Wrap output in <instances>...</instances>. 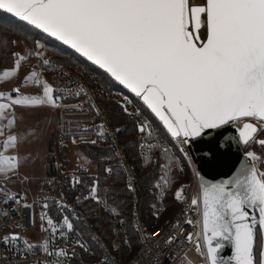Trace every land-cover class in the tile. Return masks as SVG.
<instances>
[{
    "label": "snow or ice",
    "instance_id": "obj_1",
    "mask_svg": "<svg viewBox=\"0 0 264 264\" xmlns=\"http://www.w3.org/2000/svg\"><path fill=\"white\" fill-rule=\"evenodd\" d=\"M0 11L14 18L17 27L22 22L61 42L143 102L160 126L158 135L154 136L150 120L141 119L139 109L130 110V102L122 105V111L131 118L139 134L138 147L150 150L147 155L143 152L137 155L143 163L154 164L163 173L153 184L160 195L175 183L174 172L180 169L179 158L170 153L165 139L175 142L189 164L192 158L185 146L203 137L206 130L225 125L242 123L239 143L256 142L264 146V139L257 140V135L264 132V0H0ZM12 36L11 27L0 23V59L7 57L13 61L0 71V86L18 79L23 63L32 55L42 67L30 69L22 83L11 91H0V181H12L22 166L19 154H6L18 151L22 140L13 131L18 123L17 107L66 109L70 106L63 101L87 95L80 85L75 90L71 83L60 89L55 87L47 72L57 69L39 50L43 45L35 41L29 52L12 51L18 44ZM24 87L38 91L25 92ZM71 107L81 108L79 104ZM91 110L101 115L95 103ZM95 128L99 131L97 139L90 141L92 145L109 143L115 134L126 130L116 127L110 132L105 123ZM144 137L154 142L146 143ZM72 139L75 143L76 138ZM111 150L110 145L108 151ZM153 153L157 154L156 160L152 159ZM246 156L253 163L245 164L235 179L204 183L201 195L191 199L192 207L203 206L202 233L207 245L205 253L197 239L195 250L201 256L206 255L210 264H264V171H259L254 163L260 159L255 152ZM105 172L112 174L114 169L108 167ZM82 183L78 177L71 178L73 188ZM186 187H176V201L185 199ZM128 189L134 191L131 184ZM88 190L85 202L107 204L99 193L96 178ZM41 199L40 228L49 235L41 242H32L21 232H11L0 237V244L13 251L19 249L21 255L42 253L49 257L37 264H73L77 249L92 264H119L112 253H119L121 248L115 243L101 244L96 237L85 239V219L80 214L72 218L75 208L69 211L70 206L63 198ZM80 199L74 197V201ZM36 203V200L28 203L26 196L12 192L0 182V215L6 219H11L9 210L19 214L18 209H10V204H14L27 209L34 224ZM77 206L83 211L81 205ZM108 210L119 214L115 209ZM120 224L123 226L124 221ZM19 226L17 223L16 227ZM173 227H179V220ZM136 233L137 239L142 240L161 236L159 229L145 234L136 228ZM57 238L68 243L53 246ZM186 239L192 242L193 234L189 233ZM178 240V234H171L165 243L170 245ZM225 242L233 249L227 261L220 255ZM122 243L132 245L126 237ZM75 264L80 262L77 260Z\"/></svg>",
    "mask_w": 264,
    "mask_h": 264
},
{
    "label": "built area",
    "instance_id": "obj_2",
    "mask_svg": "<svg viewBox=\"0 0 264 264\" xmlns=\"http://www.w3.org/2000/svg\"><path fill=\"white\" fill-rule=\"evenodd\" d=\"M36 61L40 65L37 57ZM46 58V57H44ZM42 67V65H40ZM53 68L57 70L55 72H47L52 77V83L58 89L62 88L65 84L71 83L73 90L76 85L82 86L87 90L86 96L78 98H72L63 101L70 107L66 109H52L54 113V127L50 132L49 141L46 148V155L44 157L45 173L42 178L38 181V202H43L42 197H47L49 201L59 200L63 198L65 202L70 206L69 211L72 208L76 209L73 214L75 219L76 214H80L85 219L83 227L89 236L99 238L101 244L111 245L115 243L121 248V238L127 236L128 225L126 220L117 215L110 214V207L108 204L97 205L95 210H83L77 205H81L83 202V196L77 194L81 199L80 201H74V197L68 194L69 191V178L73 173H84L86 169L73 170L71 167H65L63 165V158L60 154V148L63 145H68L75 137L78 142L91 141L97 139L96 132L98 128L94 129V126L101 123H105V126L110 132L116 127L123 128L121 125L114 124L111 120L110 115L106 107L104 106V98H110L119 104L123 105L125 102H130V110L135 111L139 109L141 111V119H148L151 121L153 127L154 123L151 117L146 113V109L143 106V102L135 97L130 90L123 89H109L105 84H102L98 79V73L92 69L83 66H69L63 63H56ZM38 68L37 70H40ZM74 81V83H72ZM95 103V107L100 109L101 115L97 116L94 111L91 110L92 104ZM79 104L82 108L71 107L72 105ZM236 125L239 128L242 127L240 124ZM93 129L91 131H84V129ZM121 134H115V138L110 140L108 146L111 145L112 152L114 155V165H116L122 171L126 184H131L134 188L132 199V220L134 227L141 229L145 234L153 233L158 229L161 230V236L158 239H140V246L137 252L129 259L124 260L121 257V252H113L112 255L115 257L119 264H153V261H158V264H210L207 256H201L195 250V242L199 239L201 244V251L206 253L205 241L202 233V204L199 209L192 207L190 202L193 197H199L201 195V185L199 176L196 174L198 169L195 165L192 154L185 146V151L191 156V163L189 164L182 154L178 151V163L180 164V170L184 171L188 180L179 182V185H186L185 188V199L183 201H176L177 210L168 219H161L162 212L164 211V205L159 203L154 206L151 214L143 216L138 205L136 197L137 188V174L133 167L126 150V146L121 139ZM144 142L149 143L151 138L144 137ZM251 144V143H250ZM250 144L246 145L249 146ZM166 145V144H165ZM167 146V145H166ZM145 149H140L139 152H144ZM247 151L253 152L250 147ZM111 167L107 164L105 169ZM194 169V170H193ZM199 173V172H198ZM174 188V192L175 189ZM27 192H20V195L26 196L27 202L32 203L33 200L27 197ZM159 195V193H158ZM104 198L103 196H101ZM35 207V206H34ZM10 209H18L16 211L9 210L11 219H6L3 215H0V237L4 234L11 232H21L23 235L26 234L25 230L28 229L30 224L29 211L23 207L10 204ZM42 209H40V212ZM39 212V214H40ZM51 215V213H49ZM98 220H105L109 226V230L103 228V224L98 225ZM123 220L124 224L121 226L120 221ZM179 220V227H173L176 221ZM193 221L192 224H188L187 221ZM35 223L33 225L40 227L42 221L37 220L35 216ZM19 223V227H16ZM32 225V223H31ZM32 225V226H33ZM189 233L193 234V241L189 242L186 237ZM178 234L179 240L172 244H166L165 240L168 235ZM49 233H45L40 236L39 239L34 238V242H41L43 238L47 237ZM33 237V235L31 234ZM74 239V238H73ZM68 241L57 238L53 242V246H64ZM144 249L141 251V249ZM49 257L46 254H29L21 255L20 250L13 249L4 244H0V264H37V261L48 260ZM55 258H53L54 260Z\"/></svg>",
    "mask_w": 264,
    "mask_h": 264
},
{
    "label": "trees",
    "instance_id": "obj_3",
    "mask_svg": "<svg viewBox=\"0 0 264 264\" xmlns=\"http://www.w3.org/2000/svg\"><path fill=\"white\" fill-rule=\"evenodd\" d=\"M0 23L5 24L8 27H11L13 32L12 39H16L18 44L13 46L12 51H17L19 43L24 42L26 47L31 51L35 47V41H39L45 46L47 50L46 59H51L52 65L56 63H63L69 66H83L89 69L94 70L98 73V79L102 84H105L109 89H123V86L118 83L110 81V78L104 73L103 70L99 69L85 58L79 56V54L74 53L73 50L69 49L67 46L63 45L61 42L56 41L52 37H48L46 34L40 32L39 30L33 29L30 26L23 25L21 22L20 26H16V21L9 14L0 11ZM13 63L12 60L7 57L0 59V71L4 68L10 66ZM104 106L106 107L108 114L111 117V120L114 124L121 125L123 128H126L125 131L121 134V139L126 146L128 157L136 170L137 174V188H136V197L138 200L139 208L143 216L149 215L152 212V209L155 205L161 203L164 205V211L162 212L161 219H168L177 210V204L174 198V188L179 182L188 180L187 174L180 170L176 169L174 172L175 183L166 190L164 195H158V192L153 188L155 183V178L157 176L163 175V173L155 167V165H146L142 162V157L138 156L139 152L138 147V136L139 134L135 132L133 125L131 123V118L127 117L122 111V105L118 102L110 99L104 98ZM146 113L151 117L154 123V136L160 134V126L158 122L153 118L149 111L145 110ZM153 139L149 140V143H153ZM164 143L170 148V153L178 156V151L175 142L170 139H165ZM79 145L84 150V152L89 155L92 159L96 160L97 167L96 172L91 173L88 170L84 173H73L69 178V191L68 194L72 197L77 194L83 196V202L81 206L83 210H95L96 204L92 201H84V197L88 196L89 186L93 183V178H96L99 181V193L101 196L107 199V204L110 209H115L118 215L123 217L128 225V232L126 238L132 241V245H125L122 243V240L125 237L121 238V257L124 260L129 259L133 256L140 246V239H137L136 229L134 227V222L132 220V199L133 193H131L126 184L124 175L120 168L114 165V154L112 151H108V144L101 142L98 145H92L90 141L80 142ZM252 148L253 152L257 154L260 159L257 160L258 167L261 171H264V146L259 143L253 142L247 148ZM150 150L146 148L143 152L145 155L148 154ZM69 152V146L63 145L60 148V154L63 158V165L65 167H71L70 160L67 157ZM112 156V159H104V156ZM157 154L153 153L152 159L156 160ZM161 163L164 160L161 158ZM107 164L111 165V168L114 169L112 174L105 172V167ZM72 168V167H71ZM75 176L80 178L83 183L77 185L75 188L72 187L71 178ZM39 202L35 205V213L37 220L39 219V212L41 209V204ZM110 214H114L109 211ZM79 224V222H77ZM103 224V228L109 230V226L105 220H98V225ZM30 241L34 242V237L31 234H25ZM84 238L87 239L88 235L86 231L84 232ZM79 261L80 264H92L90 258L81 253L77 249V256L73 260V264L76 261Z\"/></svg>",
    "mask_w": 264,
    "mask_h": 264
},
{
    "label": "rangeland",
    "instance_id": "obj_4",
    "mask_svg": "<svg viewBox=\"0 0 264 264\" xmlns=\"http://www.w3.org/2000/svg\"><path fill=\"white\" fill-rule=\"evenodd\" d=\"M41 44V43H40ZM43 45V44H41ZM47 55V50L43 45L39 49ZM17 51L29 52L24 42L19 43ZM35 67L41 68L37 63L34 55L29 57V60L24 62L22 70L18 79L3 82L0 86V91H11L13 87L21 84L23 78L29 73V70ZM22 91L35 93L38 90L32 87H24ZM46 109H23L17 107V127L13 130L15 133L20 134L22 137L21 143L17 150H10L6 154H19L21 156L22 166L19 169V175L14 177L12 181H4L7 187L13 192H27V197L31 200L38 202V181L44 174L45 164L44 157L46 155V148L50 137V124L51 121L46 117ZM49 132V133H48ZM259 138H264V132L258 134ZM2 150V149H0ZM247 151V150H246ZM68 159L73 170L86 169L91 173L96 172L97 163L87 155L79 145L78 139L74 143L73 140L69 142ZM70 168V167H69ZM27 176V179H25ZM37 204V203H36ZM25 230L27 234H32L34 238L39 239L44 234L40 227L31 225Z\"/></svg>",
    "mask_w": 264,
    "mask_h": 264
},
{
    "label": "water",
    "instance_id": "obj_5",
    "mask_svg": "<svg viewBox=\"0 0 264 264\" xmlns=\"http://www.w3.org/2000/svg\"><path fill=\"white\" fill-rule=\"evenodd\" d=\"M239 129L238 126L230 124L219 129L206 130L203 137L197 138L188 146L199 172L201 190L204 183H221L235 179L245 164L253 163L246 156L249 152L245 150L246 145L239 143ZM259 139L261 138L257 135V140ZM213 152L215 153L214 158L212 157ZM254 163L261 171L258 162ZM205 247L207 250L206 243ZM232 253L231 244L225 242L220 255L227 261Z\"/></svg>",
    "mask_w": 264,
    "mask_h": 264
},
{
    "label": "crops",
    "instance_id": "obj_6",
    "mask_svg": "<svg viewBox=\"0 0 264 264\" xmlns=\"http://www.w3.org/2000/svg\"><path fill=\"white\" fill-rule=\"evenodd\" d=\"M47 75H48V78H49L50 82H52L51 75L50 74H47ZM44 109H46V111H47V113H45L46 117L51 121L50 128H49V132H51L53 130V127H54V113H53L51 108L45 107ZM261 139H264V138H261ZM44 173H45V170H44ZM0 182L4 183V181H0Z\"/></svg>",
    "mask_w": 264,
    "mask_h": 264
},
{
    "label": "flooded vegetation",
    "instance_id": "obj_7",
    "mask_svg": "<svg viewBox=\"0 0 264 264\" xmlns=\"http://www.w3.org/2000/svg\"><path fill=\"white\" fill-rule=\"evenodd\" d=\"M249 148H247V146H245V150H248Z\"/></svg>",
    "mask_w": 264,
    "mask_h": 264
},
{
    "label": "bare ground",
    "instance_id": "obj_8",
    "mask_svg": "<svg viewBox=\"0 0 264 264\" xmlns=\"http://www.w3.org/2000/svg\"><path fill=\"white\" fill-rule=\"evenodd\" d=\"M257 161V160H256Z\"/></svg>",
    "mask_w": 264,
    "mask_h": 264
}]
</instances>
